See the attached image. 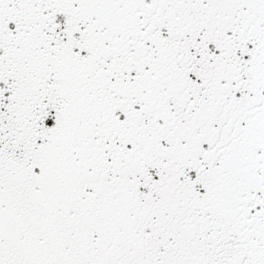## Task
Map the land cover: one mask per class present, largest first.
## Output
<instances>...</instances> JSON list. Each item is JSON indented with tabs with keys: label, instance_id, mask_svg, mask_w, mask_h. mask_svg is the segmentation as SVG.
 <instances>
[{
	"label": "snow or ice",
	"instance_id": "obj_1",
	"mask_svg": "<svg viewBox=\"0 0 264 264\" xmlns=\"http://www.w3.org/2000/svg\"><path fill=\"white\" fill-rule=\"evenodd\" d=\"M0 264H264V0H0Z\"/></svg>",
	"mask_w": 264,
	"mask_h": 264
}]
</instances>
